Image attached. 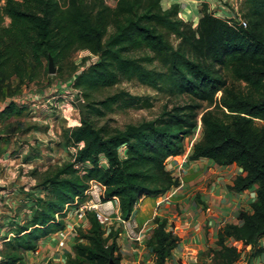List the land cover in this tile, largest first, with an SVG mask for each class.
Masks as SVG:
<instances>
[{"label": "trees", "instance_id": "obj_1", "mask_svg": "<svg viewBox=\"0 0 264 264\" xmlns=\"http://www.w3.org/2000/svg\"><path fill=\"white\" fill-rule=\"evenodd\" d=\"M114 1L109 6L106 0H0V101L47 73L43 61L48 57L58 64L76 51H88L98 59L86 66V58L81 70L72 69L71 77L72 88L83 100H91L100 89L135 80L175 97L186 96L190 102L165 107L154 119L112 131L97 128L90 111L81 115L78 125L61 136L70 161L44 175L37 189L43 195L29 201L26 218L15 222L12 235L3 239L0 264H22L41 241L64 229L63 217L56 221L55 215L75 196L83 197L91 180L105 187L103 200L115 197L121 217L129 219L142 198H157L179 186V178L166 166L170 158L185 152L188 142H192L189 161L207 159L242 170L243 175L233 179V192L256 187L251 211H241L238 224L218 230L215 248L208 253L211 262L237 264L240 253L229 240L251 246L253 259L261 258L264 0H241L245 28L236 17H215L205 3L194 26L178 17L177 5L163 9L161 0ZM138 51L144 54L135 55ZM140 101L120 92L100 105L109 111ZM24 109L10 103L0 118L19 116ZM87 218L89 228L85 233L76 230L78 241L65 264H121L119 232L107 233L93 214ZM153 222L146 245L154 264H166L180 239L165 219Z\"/></svg>", "mask_w": 264, "mask_h": 264}, {"label": "rangeland", "instance_id": "obj_2", "mask_svg": "<svg viewBox=\"0 0 264 264\" xmlns=\"http://www.w3.org/2000/svg\"><path fill=\"white\" fill-rule=\"evenodd\" d=\"M106 3L113 6L115 1L106 0ZM240 3L241 0L236 1L235 7V12H238L239 15ZM8 22L5 20L6 24ZM190 23H196V20ZM87 54H89L88 51H76L68 60L58 64L54 63L55 74L53 75L48 73V62L44 60L43 66L47 73H43L35 81L23 85L19 93L12 95L41 92L45 96L39 101L37 108L32 110L27 107L19 116H11L8 119L0 118V249L3 239L10 237L9 233L15 229L16 223H20L26 218L28 211L26 206L30 203L29 201L43 195L39 191L40 189H37L40 188L39 184L44 175L70 161L69 152L64 149L61 136L64 130L77 126L79 123L81 114L76 106L78 100L86 103V113L90 111L89 117L92 123L97 128H104L106 131L122 129L128 124L154 119L165 107L171 108L174 105L190 102L186 96L175 97L165 91H157L141 85L135 80L121 81L112 87L100 89L94 93L91 100H83L79 96V92L72 88L71 77L73 68L76 70L83 68L82 62L88 58ZM142 54H144L143 51L135 53L138 56ZM153 66L156 64L154 63ZM236 86L238 87V85ZM55 88L59 91L53 92ZM120 92L141 98L139 105L128 107L120 104L113 106L109 111L104 110L100 102L106 97ZM220 95L218 93V97ZM95 108L98 111H95ZM256 124L263 125L259 121ZM11 128L15 130L14 133ZM199 137L200 134L196 132L195 138ZM136 208L138 209V205ZM245 209L246 212L251 211L249 202L239 211ZM238 215L234 221L239 222ZM85 224L84 227H81L83 226L81 224L78 228L82 233H85L86 228L89 227L88 218ZM116 224L118 225L119 221L113 219L105 231L108 233L111 230H116L121 234L122 229L120 225L117 227ZM147 224L148 231L143 233L146 240L149 239L155 228L153 220ZM224 225H220V228ZM205 237L207 247L199 254L198 261L193 264H214L209 262L208 253L215 248V242L210 244L207 236ZM118 238L120 239V235ZM231 243L235 242L229 240L228 244ZM237 246L240 253L237 264H246L248 260H251L252 264L254 261L257 263L264 260V253L261 258L256 260L250 255L253 253L252 249ZM258 246H264L263 239L259 240Z\"/></svg>", "mask_w": 264, "mask_h": 264}, {"label": "crops", "instance_id": "obj_3", "mask_svg": "<svg viewBox=\"0 0 264 264\" xmlns=\"http://www.w3.org/2000/svg\"><path fill=\"white\" fill-rule=\"evenodd\" d=\"M236 1L238 0H161V6L167 9L171 5L178 6V3H183L179 18L185 22L196 20L197 23L200 18V6L203 3L207 4L209 12L215 17L235 19ZM196 23L193 25L195 26ZM166 168L172 175L179 178L180 185L177 192L169 200L160 203L158 207L156 205L161 197L142 198L137 204L138 209L135 207L132 215L137 219L142 234L148 231L147 223L150 224L154 217L165 219L168 228L180 239L166 264H193L198 261L199 254L207 247L205 236L212 244L222 225L239 223L234 221L235 217L243 206L248 202L251 205L255 200L256 187L235 193L230 188L233 179L243 175L239 167L217 166L207 159L189 161L188 155L185 156L184 153L170 158ZM85 225L84 223L81 227ZM118 225L122 229L119 234L120 239H117L121 264H154V257L146 245V238L143 236V242L138 245L128 240L122 224ZM118 225L116 224L117 227ZM77 241L76 231L64 244H60L54 233L49 235L38 246L40 261L44 262L48 259L51 264H65L67 256H73L72 247ZM208 258L211 262V257L208 256ZM25 259L31 260L29 252L25 255ZM263 261L257 263L254 261L253 264H260Z\"/></svg>", "mask_w": 264, "mask_h": 264}, {"label": "built area", "instance_id": "obj_4", "mask_svg": "<svg viewBox=\"0 0 264 264\" xmlns=\"http://www.w3.org/2000/svg\"><path fill=\"white\" fill-rule=\"evenodd\" d=\"M183 6V3H178L179 12L180 8ZM236 7V6H235ZM234 7V9H236ZM179 17V14H178ZM225 19V18H224ZM230 19V18H226ZM236 19L237 24L245 28L246 23L241 18L239 13H236ZM232 22H230L231 24ZM87 61L85 62V65H89L90 63H95L98 59L97 56H94L92 54H87ZM63 88V87H61ZM57 91L58 89H54L53 92ZM59 91V90H58ZM45 95L41 92L35 93H21L17 94L16 96L12 97H6L2 102L0 103V112L4 110V108L9 105L10 103L15 104L18 107H24L27 109L35 110L38 106L39 101L44 97ZM198 132V131H197ZM192 142L189 143L187 146L188 148L185 150V156H187L190 152ZM180 182V181H179ZM180 185V184H179ZM178 187L172 188L169 191H167L165 194L160 196V202L156 205V207L159 206L160 203L165 202L169 200L171 197L174 196V194L177 192ZM105 194V187L95 181L91 180L88 182V187L85 190L83 197L75 196L74 200L71 203H68L65 205L64 210L61 214L55 215V220L58 221L60 218L64 220L65 228L61 231H58L54 233V236H56L60 242V244H64L68 237L76 231L80 227L81 224H84L87 220V217L89 214H93L99 225L102 227L103 230L107 226L111 224L113 219H116L119 221L120 224H122L125 236L128 240L133 241L135 243H138L140 245L143 242V234L140 230V225L137 222V219L134 215H131L129 219L124 220L118 209V201L115 197L103 200ZM239 247H247L248 249H251V246H245L240 241H234ZM229 244L230 246L238 249V246L236 244ZM238 251V250H237ZM31 254V260L24 261L22 264H48L50 261L47 259L44 262L40 261V253L39 248L35 249L34 251L29 252ZM154 257V256H153ZM155 260V259H154ZM196 262V261H195ZM193 262V263H195Z\"/></svg>", "mask_w": 264, "mask_h": 264}, {"label": "water", "instance_id": "obj_5", "mask_svg": "<svg viewBox=\"0 0 264 264\" xmlns=\"http://www.w3.org/2000/svg\"><path fill=\"white\" fill-rule=\"evenodd\" d=\"M48 66H47V70H48V73L50 75H53L55 74V67H54V62H53V59L52 57H48ZM76 106L78 108V111L80 112V114L85 117L86 116V103H84L83 101L81 100H78L76 102Z\"/></svg>", "mask_w": 264, "mask_h": 264}, {"label": "bare ground", "instance_id": "obj_6", "mask_svg": "<svg viewBox=\"0 0 264 264\" xmlns=\"http://www.w3.org/2000/svg\"><path fill=\"white\" fill-rule=\"evenodd\" d=\"M144 210V209H143Z\"/></svg>", "mask_w": 264, "mask_h": 264}]
</instances>
